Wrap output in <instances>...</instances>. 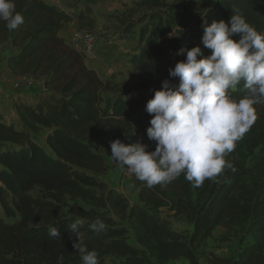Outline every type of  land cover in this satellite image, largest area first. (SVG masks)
I'll return each instance as SVG.
<instances>
[{"label":"trees","instance_id":"1","mask_svg":"<svg viewBox=\"0 0 264 264\" xmlns=\"http://www.w3.org/2000/svg\"><path fill=\"white\" fill-rule=\"evenodd\" d=\"M100 1L82 0L66 12L43 0H12L24 22L9 30L0 21V44L9 41L17 48L6 59L9 72L44 78L50 91L34 104L15 102L17 126L0 114V207L5 217L18 215L14 223L0 217V264H83L69 227L76 219L84 221L83 241L97 252L99 264H167L178 258L189 264H264V104L254 105L256 121L225 157L235 171L225 167L199 187L183 174L152 188L133 176L141 204L129 205L93 175L102 174L106 165L89 145L110 149L109 142L117 138L125 144L155 143L146 135L151 119L146 102L163 80L178 83L159 60L182 46H199L209 55L201 40L202 23H228L234 9L264 34V0H214L203 10L180 0H118L123 18L111 38L121 41L137 32L136 49L128 56L137 89L146 95L137 97L100 78L85 64L84 55L58 36L70 21L80 27L85 21L92 28L90 10ZM192 25L196 36L185 32ZM229 94L243 97V82ZM39 128L48 130L43 143L35 137ZM247 174L252 176L249 185L243 180ZM161 207L191 224V233L173 230L160 215ZM97 218L106 224L103 232L89 227ZM123 220L134 244L127 241ZM221 225L236 226L251 238L236 259L205 252L206 240ZM50 227L58 228L61 237L51 236Z\"/></svg>","mask_w":264,"mask_h":264},{"label":"clouds","instance_id":"2","mask_svg":"<svg viewBox=\"0 0 264 264\" xmlns=\"http://www.w3.org/2000/svg\"><path fill=\"white\" fill-rule=\"evenodd\" d=\"M0 21L9 30L24 22L12 0H0ZM201 27V40L210 54L204 56L199 46H182L176 55L185 59L168 69L178 83L163 80L146 102L151 116L146 135L155 142L154 150L139 141L125 144L117 138L109 142L112 161L149 188L171 183L182 174L199 187L225 167L235 171L225 157L256 121L254 105L264 104V34L235 9L228 23L213 20ZM234 34L238 40L232 38ZM241 82L246 94L235 98L229 90ZM83 223L76 219L69 225L76 237L73 248L83 264H99L97 252L83 241ZM89 227L103 232L106 224L97 218ZM49 234L61 237L56 227H50Z\"/></svg>","mask_w":264,"mask_h":264},{"label":"rangeland","instance_id":"3","mask_svg":"<svg viewBox=\"0 0 264 264\" xmlns=\"http://www.w3.org/2000/svg\"><path fill=\"white\" fill-rule=\"evenodd\" d=\"M49 4H53L63 11L67 8L76 7L82 0H43ZM167 2H175L177 0H166ZM186 4L193 5L198 10H203L205 5H210L214 0H180ZM124 8L120 5L118 0H102L92 6L90 15L93 18V26L87 29L88 23L85 21L80 27L75 22L77 29L89 31L95 40L96 55L95 58L86 59V64L89 68L93 69L95 73L102 79H109L118 91H131L130 95L137 97L140 95L146 96L141 90L137 89V79L133 74L132 68L128 62V56L136 49L137 44V32L131 33L128 37L121 41H117L111 38L112 35L121 28L120 19L123 17ZM137 29V27H136ZM185 32L192 36L197 35V27L192 25L185 29ZM111 40H110V39ZM66 43L70 47L76 50L75 47ZM17 48L12 46L9 41L0 44V95L6 91H12V81L16 75L9 72L5 66L7 56L10 55ZM181 56L176 55V52L169 53L159 60L160 67L167 69L174 67L177 61H180ZM91 66V67H90ZM32 78V77H30ZM34 79V78H32ZM40 84V97L46 95L49 91L44 87V78H39ZM14 83V82H13ZM105 98L112 97L111 93H103ZM39 97V98H40ZM21 99V98H20ZM36 101V100H35ZM27 102V101H26ZM28 103V102H27ZM35 102H31L34 104ZM4 119L8 123L18 125V119L15 112H12V106L5 103L4 107ZM16 125V126H17ZM48 130L39 128L36 139L39 143L44 142L45 133ZM91 149L102 155L105 161V171L102 174H93L97 179L105 182L109 187L114 188L120 192L123 197L128 201L129 205L141 204L138 200L140 186L134 180L132 175H129L125 170L119 168L111 159V149H107L99 143H90ZM155 143L148 145V150H154ZM91 174V173H90ZM252 176L247 174L243 177L246 184L249 185ZM34 193V192H33ZM76 204L77 202H73ZM68 211V209H65ZM161 216L165 217L169 222L173 230L181 231L183 233H191L192 225L181 217L173 215L172 211H169L167 207H161L159 209ZM0 216L4 221L8 223H14L18 220V215L15 217H5L1 207ZM115 219H118L115 217ZM127 228V241L130 244H134V234L128 228L127 222L121 221ZM251 238L246 235L242 229L232 225H221L217 227L211 233V236L206 240L205 252L208 255H215L224 258L236 259L237 254L246 245L251 244ZM105 260L110 263L111 258L105 257ZM167 264H189L184 258H178L170 260ZM200 264H205L201 260Z\"/></svg>","mask_w":264,"mask_h":264},{"label":"crops","instance_id":"4","mask_svg":"<svg viewBox=\"0 0 264 264\" xmlns=\"http://www.w3.org/2000/svg\"><path fill=\"white\" fill-rule=\"evenodd\" d=\"M66 10L72 11V8H67ZM70 11H66V12H70ZM74 27L76 28L75 22L70 21V22L64 23L63 26L58 31V36H60L62 39H64V41L66 43L69 41L68 44H70L72 46H73L72 42L74 41V37H73L74 32L76 31L74 29ZM95 50H96V48L94 47L93 54L89 55L87 57H84L85 64H88L86 59L95 58V55H96ZM16 51H17V49L14 50L11 54H13ZM5 66H6V61H5ZM19 80H20L19 86H16L15 83ZM12 84H13V86H12L13 89H11L12 91H9V92L6 91L5 93H2L0 95V114H2L3 116H4L5 103H8L9 106H12V112L14 113L15 112L14 105H15V102L17 100H22L24 102L27 101L28 104H31L32 101L36 102L40 97V93H39L40 92V84H41L40 79H32L29 77V79H27V81H25V80H23L22 76L16 75L12 81ZM16 125L17 124H15V126Z\"/></svg>","mask_w":264,"mask_h":264},{"label":"built area","instance_id":"5","mask_svg":"<svg viewBox=\"0 0 264 264\" xmlns=\"http://www.w3.org/2000/svg\"><path fill=\"white\" fill-rule=\"evenodd\" d=\"M74 41L72 42L73 46L77 51L81 52L84 57L92 55L95 47L94 36L86 30L77 29L74 32ZM23 80L27 81L28 76H22ZM20 80L15 83L16 86H19Z\"/></svg>","mask_w":264,"mask_h":264}]
</instances>
